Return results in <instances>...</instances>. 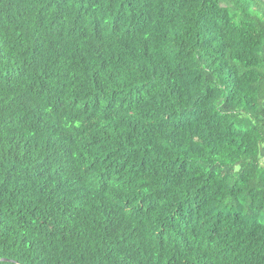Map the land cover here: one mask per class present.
Here are the masks:
<instances>
[{"label": "trees", "instance_id": "obj_1", "mask_svg": "<svg viewBox=\"0 0 264 264\" xmlns=\"http://www.w3.org/2000/svg\"><path fill=\"white\" fill-rule=\"evenodd\" d=\"M0 264H264V0H0Z\"/></svg>", "mask_w": 264, "mask_h": 264}]
</instances>
